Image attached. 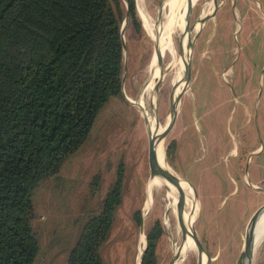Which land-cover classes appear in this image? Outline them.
Masks as SVG:
<instances>
[{
    "label": "rangeland",
    "instance_id": "374dc122",
    "mask_svg": "<svg viewBox=\"0 0 264 264\" xmlns=\"http://www.w3.org/2000/svg\"><path fill=\"white\" fill-rule=\"evenodd\" d=\"M159 1L144 0L147 16L153 22L169 20L172 24L176 19L177 5H181L182 1L164 0L162 8L158 10ZM209 1H192L191 26H195L203 17ZM240 4L242 8L248 4L244 22L247 23L251 16L254 23L253 16H249L255 10L252 2L240 0ZM207 14L210 13L204 15ZM232 15V5L226 0L217 10L215 21L204 23L199 32L191 31L189 36L194 41L195 51L187 87H183L185 83L182 82L184 65L181 68L177 59H173L167 51L163 56V77L156 99L147 100L155 122L158 126H164L171 113L172 93L184 90L177 102L176 119L164 140V155L173 171L191 183L197 193L199 211L193 226L211 258L209 264L237 263L242 245V231L238 229L244 221L240 218V210L248 200L240 198L233 211L227 208L235 197L234 192L226 196L234 187L232 177L238 178L233 171L236 160L231 157L238 150L242 154L243 149L261 143L260 132L264 131L263 108L254 106L255 87L258 88L260 84L257 79L248 84L250 74L237 68L239 60L244 57L242 53L238 60V55L227 54L226 51L229 48L231 52L234 47L236 31ZM137 19L138 28L129 20L124 29L121 96L111 98L102 107L87 142L63 163L58 175L43 181L35 193L36 217L32 224L37 230L40 252L34 264H67L69 251L89 215L100 209L120 164L123 167L122 201L116 209L109 236L100 249L104 263L137 264L140 222L136 218L145 214L150 206L145 234L155 221H159L163 227L156 249V264H171L175 246L182 240L183 236H178V231L183 235L178 219L171 210L166 209L165 192L155 194L152 205L145 201V187L149 178L147 128L140 109L125 97L136 101L139 98L150 78L149 64L154 45L143 22ZM236 35L240 42V36ZM179 36L178 29L173 33L171 42L177 49L178 59L181 58ZM257 37L262 39L264 35L257 34ZM260 47L258 42L255 51ZM242 50L247 52L246 48ZM210 57H213L212 60ZM253 57L258 60L255 54ZM239 76L242 79L240 85ZM255 139L257 141L253 144ZM231 149L235 154H230ZM228 158L226 168L224 162ZM97 175L99 185L96 192L91 193L93 186L90 182ZM238 183L240 187V180ZM254 207L255 204L250 208ZM166 214L170 220L168 227L164 225ZM260 251H264V247ZM197 262L200 259L194 249L181 264Z\"/></svg>",
    "mask_w": 264,
    "mask_h": 264
},
{
    "label": "trees",
    "instance_id": "16d2710c",
    "mask_svg": "<svg viewBox=\"0 0 264 264\" xmlns=\"http://www.w3.org/2000/svg\"><path fill=\"white\" fill-rule=\"evenodd\" d=\"M126 1L138 28L135 1ZM124 15L121 0H0V264L35 263V193L87 142L102 107L121 96ZM122 179L120 164L67 264H105L100 249L122 201ZM162 233L155 221L142 264L157 263Z\"/></svg>",
    "mask_w": 264,
    "mask_h": 264
},
{
    "label": "bare ground",
    "instance_id": "6f19581e",
    "mask_svg": "<svg viewBox=\"0 0 264 264\" xmlns=\"http://www.w3.org/2000/svg\"><path fill=\"white\" fill-rule=\"evenodd\" d=\"M181 5H177L176 10V19L171 24L169 20L165 22H153L146 14L144 6V0H135L138 13L141 21L143 22L148 35L153 40H157L158 48H155L150 60L149 64V75L150 78L143 87L142 92L139 95V98L135 100L130 99L134 102V105H137V108L140 109L141 114H145L149 121L150 132L154 137V141L156 143V154L158 156V161L156 163L157 168L161 171V176H156L153 180L148 181L146 190H147V204H150L153 201V196L155 194H160L161 191H164V196L167 200L166 209L171 210L175 216V219H178L181 230L183 231V235L181 231H178V236L182 237V240L178 246H175L174 258L171 264H181L191 253H193L194 249L196 251V243L194 242V221L199 211L198 201L194 197L193 188L190 184L179 175H177L173 169L168 165L164 155V145L162 144V135L166 129V124L164 126H158L155 122L154 117L152 116V108L148 106L147 100L150 99L154 101L156 96L151 95L152 89L156 82V75L159 73L158 67V52L164 56V54L169 51L173 59H177L181 68L183 67L185 60H188V54L190 52L189 41H188V32L186 30V17L188 14L187 9V0H181ZM193 0H191L192 2ZM222 0H210L207 3V13L213 12L216 8L221 5ZM193 3V2H192ZM162 8V4L158 6V10ZM206 12L204 13L206 15ZM196 22L195 26H191V31L199 32L203 27V23L208 19L210 15L207 14ZM205 16V17H204ZM165 17V16H164ZM178 18L180 19V24L178 22ZM180 30V55L181 58L177 57V49L174 48V44H172V35L175 31ZM183 87H187L189 84V78L183 77ZM187 85V86H186ZM185 89V88H184ZM184 90L179 89L174 93H182ZM172 93V95H173ZM171 95V96H172ZM173 96L171 97V99ZM154 105V104H153ZM152 106V105H151ZM177 106V105H176ZM177 108V107H175ZM175 108L173 111H175ZM153 110L155 111V106H153ZM172 112V110H171ZM169 120V116H168ZM168 122V121H167ZM166 148V147H165ZM166 214L164 216V225L168 227L169 225V217ZM264 221V215L261 217L258 226L253 225L248 233L247 241H246V250L258 239L261 238V227ZM177 222V221H176ZM177 225V226H179ZM200 262L199 264H209L211 261L210 256L205 252L204 248L200 249L198 252Z\"/></svg>",
    "mask_w": 264,
    "mask_h": 264
},
{
    "label": "crops",
    "instance_id": "0c3cea01",
    "mask_svg": "<svg viewBox=\"0 0 264 264\" xmlns=\"http://www.w3.org/2000/svg\"><path fill=\"white\" fill-rule=\"evenodd\" d=\"M230 4L232 5V12H233V21L235 24V31L240 36L237 37L236 33L234 35V47L229 51V48H226L227 54L231 55H238V60L240 58L239 54L242 53L246 59L242 56V60L240 59V64L238 65V69L240 72L249 75L248 84L251 81L257 79L260 86L256 88L254 94V103L255 107L262 106L264 111V37L259 39L257 34L263 33L264 35V0H249L252 2L255 10L252 11L254 18V23L251 21V16L247 23L244 22L243 17L246 15V9L248 4L242 8L240 4V0H229ZM226 0L221 1V5L216 8L213 12H211L208 17L207 21H215L216 20V12L217 10L225 4ZM243 9V10H242ZM215 12V13H214ZM214 13V16L211 17V14ZM204 23L202 24L203 26ZM245 25V26H244ZM255 28V29H254ZM255 30V31H254ZM260 42L261 47L255 51V46L257 43ZM246 48L247 52L243 51L242 49ZM247 53V55H246ZM258 53V54H257ZM254 54L258 58V60L254 59ZM214 57V55H213ZM212 57V58H213ZM211 58V57H210ZM211 58V60H212ZM219 60V57H217ZM220 61V60H219ZM212 63H214L212 61ZM228 69L225 71L227 72ZM242 82L241 77H238V84L240 85ZM246 94V93H245ZM246 113H249L248 111ZM262 117V113L260 115ZM256 119V116H254ZM256 139L254 140L253 144L256 143ZM260 142L256 143L254 147H247L243 149L242 154H240L239 150L236 151L237 153H233L232 149L230 150V154L233 155V159L236 160V164L233 166V171L237 174L238 178L232 177L233 185L232 188L228 191L226 196L231 193H235V197L233 199V203L227 207L230 208V211L235 210L236 205L240 198L248 200L243 208L240 210V218H243V224L239 230L242 231V238L244 235L245 227L247 222L249 221L252 214L260 208L264 204V131L260 132ZM229 151V152H230ZM225 167H228L229 158L227 161L224 162ZM231 177V176H230ZM237 180V181H236ZM238 180H240L241 186L239 187ZM225 196V197H226ZM223 199V198H222ZM255 204L254 208H250L251 205ZM251 209V210H248ZM248 210V212H247ZM261 240L255 247L252 256L251 264H264V251H260L264 247V221L261 227Z\"/></svg>",
    "mask_w": 264,
    "mask_h": 264
},
{
    "label": "water",
    "instance_id": "95a60500",
    "mask_svg": "<svg viewBox=\"0 0 264 264\" xmlns=\"http://www.w3.org/2000/svg\"><path fill=\"white\" fill-rule=\"evenodd\" d=\"M123 2V4L125 5V15L121 24V29H120V36H121V44H122V49L124 50L125 46H124V29L126 27V25L128 24V21L130 20V8L129 5L127 3L126 0H121ZM135 1V0H134ZM164 0H160L158 3V6L163 2ZM187 17H186V30L188 32V35L190 34V16L192 13V8H193V3L191 2V0H187ZM135 11H136V17L140 19L139 13H138V9H137V5L135 2ZM188 41H189V47H190V52L188 54V60H185L184 63V78L188 77L190 80V69H191V63H192V58L194 56V51H195V47H194V41L192 39L191 36H188ZM153 45H154V49L158 48V42L157 40H153ZM158 67H159V75L157 77V80L155 82V85L152 89V97L156 95L158 88L162 82V77H163V56L158 52ZM123 78L124 76L122 75V82H121V92H123ZM181 93H177L172 95L173 98L171 99V106H170V110H172V112L170 113L169 116V120L166 124V129L162 135V144L164 145V140L167 136V134L169 133V131L172 128V125L176 119V115H177V109L175 108L178 102V99L180 97ZM171 96V97H172ZM126 100L128 102H130L131 104H134L130 99H128L127 97H125ZM175 108V111H173V109ZM144 120V123L146 125L147 128V138H148V166H149V178L148 181L153 180L156 176H161L162 173L161 171L157 168L156 163L158 161V156L156 154V143L154 141V137L152 135V133L150 132V128H149V121L148 118L145 114H141ZM188 182V181H187ZM189 183V182H188ZM190 186L193 188L192 184L189 183ZM194 191V197L195 199H197V193L195 191V189H193ZM145 201L147 200V192H146V187H145ZM144 201V203H145ZM152 205V203H151ZM151 206L149 207V209L145 210L146 213L142 214V216L140 217V228H139V234H140V242H139V246L137 248V258H136V263L137 264H142V254L144 253V251L146 250L147 247V241H146V234H145V221H146V217L149 214ZM143 210H144V205H143ZM264 215V204L258 208L250 217L249 221L247 222V225L245 227V231H244V235H243V239H242V245H241V250H240V254H239V258L237 260L236 264H251L252 262V256H253V252L255 250L256 245L258 244V242L262 239H258L256 240L247 250L246 248V241H247V237H248V233L250 228L253 225L258 226V223L261 219V217ZM142 242H144V245L142 246ZM194 242L196 243V247H197V253L199 252L200 249L203 248V246L201 245V241L199 239L198 236V232H194ZM141 244V245H140ZM142 246V247H140ZM197 264H199L197 262Z\"/></svg>",
    "mask_w": 264,
    "mask_h": 264
}]
</instances>
